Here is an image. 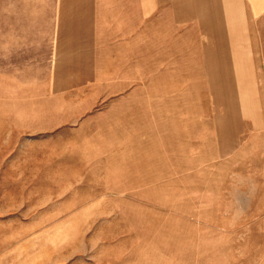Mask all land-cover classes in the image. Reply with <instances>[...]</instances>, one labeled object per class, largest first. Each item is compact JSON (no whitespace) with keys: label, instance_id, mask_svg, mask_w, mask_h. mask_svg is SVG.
Segmentation results:
<instances>
[{"label":"crops","instance_id":"crops-1","mask_svg":"<svg viewBox=\"0 0 264 264\" xmlns=\"http://www.w3.org/2000/svg\"><path fill=\"white\" fill-rule=\"evenodd\" d=\"M161 196L264 210V0H0V264H127Z\"/></svg>","mask_w":264,"mask_h":264},{"label":"rangeland","instance_id":"rangeland-1","mask_svg":"<svg viewBox=\"0 0 264 264\" xmlns=\"http://www.w3.org/2000/svg\"><path fill=\"white\" fill-rule=\"evenodd\" d=\"M208 178L207 183L193 179L195 184L190 194H197L191 195L193 199L205 198L206 203L211 198V192L218 189L212 185L215 179L210 174ZM201 190H207V193ZM161 197L154 209H150L152 204L145 205L142 227L136 230L127 228L121 242L110 245L115 250L119 247L125 250L129 246L128 253L132 255L127 264H264V210L256 212V225H251L253 218H243L245 220L240 222L246 224L237 227L184 226L179 225V221L166 209H158L161 204L166 205L167 196ZM180 197L176 195V199ZM207 203L208 206L214 205ZM10 216L0 213V218ZM126 237L128 242H123ZM10 262L34 264L29 259ZM62 264L86 263L82 259H68Z\"/></svg>","mask_w":264,"mask_h":264}]
</instances>
